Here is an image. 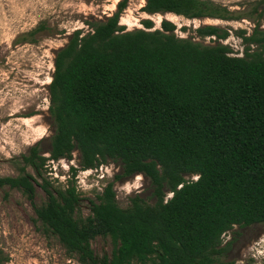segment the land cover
Here are the masks:
<instances>
[{
  "label": "trees",
  "instance_id": "trees-1",
  "mask_svg": "<svg viewBox=\"0 0 264 264\" xmlns=\"http://www.w3.org/2000/svg\"><path fill=\"white\" fill-rule=\"evenodd\" d=\"M127 4L90 22L87 32L75 30L57 50L50 155L36 143L20 157L18 175L0 176V188L26 195L38 220L81 264H223L227 232L264 225V28L259 21L251 33L236 31L245 43L240 56L222 42L230 31L218 25L199 26L198 40L179 37L167 19L160 28L147 18L127 30L120 22ZM143 11L256 19L264 17V0L245 16L212 0H146ZM75 151L82 170L111 159L122 167L117 179L144 175L156 203L136 195L123 208L111 182L84 217L75 181L54 191L27 171L40 175L48 161L71 159ZM36 185L47 196L40 206ZM99 236L111 239V255L95 254L91 242Z\"/></svg>",
  "mask_w": 264,
  "mask_h": 264
},
{
  "label": "rangeland",
  "instance_id": "rangeland-1",
  "mask_svg": "<svg viewBox=\"0 0 264 264\" xmlns=\"http://www.w3.org/2000/svg\"><path fill=\"white\" fill-rule=\"evenodd\" d=\"M122 0H0V176L18 175L22 165L20 157L40 142L41 152L49 157L50 136L54 132L49 113V85L55 70V56L75 30H89V23L105 20L113 15ZM226 6L235 15L248 14L258 0H212ZM146 0H128L120 22L127 30L141 28V20L151 19L155 28L164 19L176 24L179 37H195L201 25H218L230 31L227 40L234 54L243 55L245 43L236 31L251 33L264 17L245 16L239 20L187 19L175 14L150 15L143 11ZM258 19V21H256ZM46 29L28 35L39 25ZM207 38L204 42L214 43ZM48 169L39 175L28 166L27 171L42 183L47 179L50 187H64L75 181L80 194L79 209L84 217L91 214L93 202L107 184L113 182L117 201L123 208L131 205L136 195L154 205L151 181L142 174L117 179L122 173L119 163L109 159L95 169H80V153L71 159L48 161ZM72 168H76L74 177ZM193 178V177H192ZM197 177H194L196 179ZM44 190L36 185L35 204L47 200ZM171 194L167 193V198ZM228 251L219 256L223 264H264V225L234 227L224 236ZM96 255H111L110 238L99 236L91 242ZM0 247L5 264H81L76 254L69 253L57 236L38 220L35 206L20 190L8 186L0 188Z\"/></svg>",
  "mask_w": 264,
  "mask_h": 264
}]
</instances>
